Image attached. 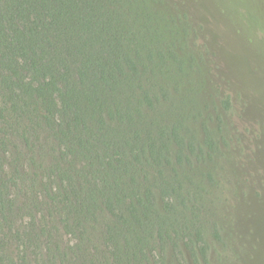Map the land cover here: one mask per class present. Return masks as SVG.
<instances>
[{"label": "trees", "instance_id": "1", "mask_svg": "<svg viewBox=\"0 0 264 264\" xmlns=\"http://www.w3.org/2000/svg\"><path fill=\"white\" fill-rule=\"evenodd\" d=\"M143 3L0 0V264H144L178 235L167 170L196 143L161 112L175 54Z\"/></svg>", "mask_w": 264, "mask_h": 264}, {"label": "rangeland", "instance_id": "2", "mask_svg": "<svg viewBox=\"0 0 264 264\" xmlns=\"http://www.w3.org/2000/svg\"><path fill=\"white\" fill-rule=\"evenodd\" d=\"M144 4L156 41L175 54L161 112L196 143L167 170L185 197L179 233L156 237L144 264H264V0Z\"/></svg>", "mask_w": 264, "mask_h": 264}]
</instances>
